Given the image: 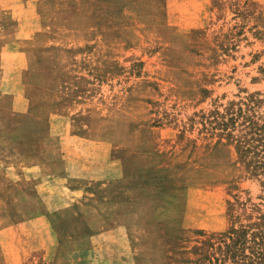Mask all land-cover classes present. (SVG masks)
I'll return each instance as SVG.
<instances>
[{"label": "rangeland", "instance_id": "rangeland-1", "mask_svg": "<svg viewBox=\"0 0 264 264\" xmlns=\"http://www.w3.org/2000/svg\"><path fill=\"white\" fill-rule=\"evenodd\" d=\"M247 115L264 0H0V264H263Z\"/></svg>", "mask_w": 264, "mask_h": 264}, {"label": "trees", "instance_id": "trees-1", "mask_svg": "<svg viewBox=\"0 0 264 264\" xmlns=\"http://www.w3.org/2000/svg\"><path fill=\"white\" fill-rule=\"evenodd\" d=\"M239 111V116H242L241 109ZM232 114L229 113V117L225 120L226 114L214 111L211 113L213 121H210V123L213 124L215 129L224 132L228 129L229 125L233 126L236 121L238 114L235 116ZM243 119L244 134L240 135L236 140L239 160L245 165V168L251 176L261 177L263 179L262 183L264 184V125L259 126L248 115L243 116ZM226 135L227 137L233 136L231 130ZM231 256H236L235 250L231 251Z\"/></svg>", "mask_w": 264, "mask_h": 264}]
</instances>
